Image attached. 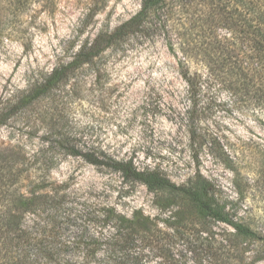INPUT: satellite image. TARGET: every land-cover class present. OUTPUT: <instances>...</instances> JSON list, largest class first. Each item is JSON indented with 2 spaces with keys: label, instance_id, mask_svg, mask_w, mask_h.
<instances>
[{
  "label": "rangeland",
  "instance_id": "1",
  "mask_svg": "<svg viewBox=\"0 0 264 264\" xmlns=\"http://www.w3.org/2000/svg\"><path fill=\"white\" fill-rule=\"evenodd\" d=\"M140 4L34 0L22 11L4 14L0 108L11 109L58 64L68 62L81 44L130 19ZM200 7L191 10L198 16ZM199 19L192 22L198 25ZM185 34L191 40L197 37L193 29ZM165 39L153 33L130 39L121 49H108L49 96L10 110L0 128V153L20 151L26 163H33L28 178L60 191L74 205L78 219L64 226L63 236L95 235L99 216L109 210L126 217L137 212L170 233L169 212L160 209L144 186L125 183L118 173L65 153L64 147L75 146L131 159L139 169H158L177 185L200 173L229 214L264 237V115L233 97L224 83L191 91L179 74V54L168 49ZM190 70L193 74L195 67ZM49 160L53 164L45 171ZM28 182L22 181L24 190ZM178 228L174 237L161 235L155 245L134 244L127 251L115 247L110 259L100 255L93 264H205L212 237L197 225ZM224 230L231 231L223 224L212 227L215 233ZM102 232L104 239L114 233L108 227ZM255 247L249 246L245 264L255 260ZM255 261L264 264V258Z\"/></svg>",
  "mask_w": 264,
  "mask_h": 264
},
{
  "label": "trees",
  "instance_id": "2",
  "mask_svg": "<svg viewBox=\"0 0 264 264\" xmlns=\"http://www.w3.org/2000/svg\"><path fill=\"white\" fill-rule=\"evenodd\" d=\"M32 1L0 0V20L4 14L26 9ZM191 2L141 0L139 11L130 19L112 31H99L91 41L81 44L68 62L58 64L41 83L18 98L11 109L0 108V128L7 124L14 108H28L49 96L72 73L93 64L103 52L121 49L130 39L153 33L166 38L168 49L179 54V74L191 91L199 92L204 84L213 88L224 83L233 97L243 98L248 107L264 115V0ZM197 5L201 6L198 16L191 10ZM195 17H200L198 25L192 22ZM185 21L191 25L185 27ZM192 29L196 39L184 38L186 31ZM191 66L195 67L193 74ZM198 70H204L205 78ZM59 144L63 146L62 142ZM64 150L90 165L118 173L125 183L144 186L160 209L169 212L170 233L137 212L126 217L109 210L99 216L101 226L95 235L63 236L64 226L78 219L74 205L60 191L30 180L33 163H26L20 151L0 153V264H93L100 255L110 259L115 247L127 251L134 244L155 245L161 235L174 237L178 227L186 224L197 225L200 232L212 237L205 264H245L251 244L256 246L251 250L255 260L264 258V237L235 220L210 181L200 173L177 185L162 171L139 169L131 159L117 160L102 151L79 150L75 146ZM52 164L51 160L45 161L44 170L48 171ZM22 181H29L25 190ZM177 214L179 218L175 217ZM214 224H223L231 231L215 233ZM105 227L114 231L107 239L103 238ZM255 260L247 264H254Z\"/></svg>",
  "mask_w": 264,
  "mask_h": 264
}]
</instances>
